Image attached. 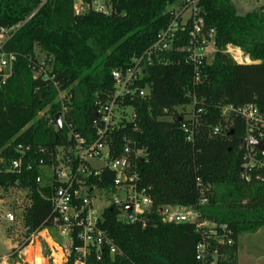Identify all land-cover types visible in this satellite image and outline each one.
Listing matches in <instances>:
<instances>
[{
    "label": "trees",
    "instance_id": "trees-1",
    "mask_svg": "<svg viewBox=\"0 0 264 264\" xmlns=\"http://www.w3.org/2000/svg\"><path fill=\"white\" fill-rule=\"evenodd\" d=\"M183 1L118 0L105 16L91 11L75 15L73 0H0V29L14 28L2 51L15 57L0 89V149L5 160L22 157L31 165L20 173L0 172V189L26 190L30 205L23 225L30 231L49 226L48 199L55 184L45 171L58 149L72 143L70 130L88 142L94 139L98 104L114 92L111 73L147 52ZM231 1H198L205 27L214 31L215 48L211 62L199 68L201 83L194 84V68L181 51L189 43L188 26L169 49L153 56L137 83L146 95L121 99L136 118L121 124L113 144L119 150L127 137L142 152L135 161L139 186L147 190L153 209L142 227L120 223L117 211L107 208L101 228L119 254L104 250L97 261L92 251L84 264H199L194 227L161 222L157 208L162 206L197 208L203 218L228 226L234 244L224 248L218 264H237L238 237L264 226V183L240 178L244 123L235 116L226 122L221 114L222 106L246 104L264 113L263 9L239 15ZM227 45L239 48L252 63H234L224 53ZM62 103L66 112L59 131L55 115ZM187 107L193 120L184 119ZM183 125L192 131L193 142L186 140ZM214 128L217 135L211 133ZM18 146L28 148L25 155ZM112 178L87 183L107 189ZM75 259L69 251L65 264Z\"/></svg>",
    "mask_w": 264,
    "mask_h": 264
},
{
    "label": "built area",
    "instance_id": "built-area-1",
    "mask_svg": "<svg viewBox=\"0 0 264 264\" xmlns=\"http://www.w3.org/2000/svg\"><path fill=\"white\" fill-rule=\"evenodd\" d=\"M116 1L118 0H73V12L75 15H83L91 11L107 16L113 12ZM198 1L184 0L182 7L170 12L173 16L172 21L158 34L155 44L141 57L132 59L128 68L114 70L111 73L114 92L110 100L98 104L96 120L92 125L95 131L94 139L88 142L70 130L69 138L72 143L64 149H58L50 167L45 171V174L51 177L50 184H55L48 199L52 210L49 226L30 231L23 225L26 208L30 205L27 194L24 196L25 205L19 214L14 210L5 211L0 208V223L15 224L20 221L23 226L22 238L17 235L13 237L16 247L9 257L17 255L21 259L26 258L29 248L36 242H44L47 245L48 255L43 260L48 264H65L69 251L76 256L74 264H84L92 251L97 261L101 259L104 250L111 255L119 254L118 248L101 228L102 214L110 207L117 211L116 217L120 223L145 226L144 217L153 209V201L147 190L139 186L140 179L135 161L142 152L133 149L134 144L127 137H123L121 149L117 150L113 144V134L119 131L121 124L133 122L136 118L134 113L129 119L126 118L123 109L127 107L122 105L121 99L143 98L146 95V90L138 89L137 83L144 76L145 70L153 64V56L169 49L172 40L184 33L188 26H190L189 43L181 51L188 55L189 62L194 68V84L201 83L199 68L203 62H207V57L210 55L213 57L215 48L214 31L208 28V31L203 33L207 27L200 17ZM262 9L264 16V6ZM13 30L14 28L0 29V89L9 78L11 63L15 59L12 54L6 55L2 51L4 43L10 38ZM210 44L212 46L209 48ZM224 53L229 55L234 63L243 65L245 55L239 48L227 45ZM247 63L249 62L246 60L245 64ZM65 112L66 106L62 103L59 113L62 124ZM221 114L226 122L229 120L231 122L230 118L234 116L239 117L245 126V135L241 143L242 146L244 142L241 147L243 154L240 178L246 183L253 180L264 183V157L248 142L250 138L264 142L262 140L264 113L254 105L246 104L238 107L222 106ZM184 119L193 120L194 116L191 112H187ZM182 127L187 135L186 140L193 142L192 131L185 125ZM211 133L217 135L219 129L214 128ZM27 150L28 148L17 147V151L23 155ZM3 151L4 149H0V172L20 173L24 168L30 169V163L23 162L22 157L5 160L2 156ZM42 165L43 162L40 161V168H43ZM110 174L113 177L110 188L89 186L87 183L93 178L106 179V175ZM42 182V177L36 178V184L40 185ZM16 189L26 192L25 189L15 186L6 192L0 189V206L4 202L3 196ZM95 192L101 193L102 196L107 195L110 199H107V203H102L103 197L95 195ZM122 192L125 193L124 199L120 196ZM204 204L205 201L202 200L199 205ZM157 212L161 222L165 224L184 223L194 227L199 237L194 256L199 264H218L225 258L224 248L234 244L233 233L227 225L203 218L197 208L167 205L157 208ZM53 231L59 237L54 235ZM45 235L48 236L50 244L45 240ZM58 238H61L63 243ZM76 241L79 242V246L74 245Z\"/></svg>",
    "mask_w": 264,
    "mask_h": 264
},
{
    "label": "rangeland",
    "instance_id": "rangeland-1",
    "mask_svg": "<svg viewBox=\"0 0 264 264\" xmlns=\"http://www.w3.org/2000/svg\"><path fill=\"white\" fill-rule=\"evenodd\" d=\"M231 2L239 15H243L257 8H263L264 6V0H232ZM170 8L171 7H168L167 9L169 10ZM211 46L212 44H210L209 48ZM211 58V55L207 57V62H211ZM246 60L249 63H252L248 56L245 55L243 57V65L248 64H245ZM254 63L256 64L258 62ZM62 96L63 94H61L60 97ZM185 112H191V108L187 107ZM123 113L126 115V118L129 119L132 115V109L125 108L123 109ZM26 194L25 191L16 189L11 193L4 195V202L0 206L1 210L6 211L10 209L14 210L16 214H19V211L22 210L25 205L24 196H26ZM95 195L103 197L104 200H102V203H107V199H110L109 196H102L99 192H95ZM52 233L59 237L55 231ZM16 235L19 238H22L23 235V226L20 221L15 224H8L6 222L0 223V257L8 253L9 239ZM58 240L63 243L61 238H58ZM237 264H264V226L253 234H242L238 237Z\"/></svg>",
    "mask_w": 264,
    "mask_h": 264
},
{
    "label": "crops",
    "instance_id": "crops-1",
    "mask_svg": "<svg viewBox=\"0 0 264 264\" xmlns=\"http://www.w3.org/2000/svg\"><path fill=\"white\" fill-rule=\"evenodd\" d=\"M45 240L50 244L48 236L45 235ZM15 243L13 238L9 239L8 248L9 251L2 257H0V264H48L44 261L45 257L48 255L47 245L43 243H34V245L29 248L26 258H19L17 255L9 257V254L13 253L15 250ZM30 256L32 259H30Z\"/></svg>",
    "mask_w": 264,
    "mask_h": 264
},
{
    "label": "water",
    "instance_id": "water-1",
    "mask_svg": "<svg viewBox=\"0 0 264 264\" xmlns=\"http://www.w3.org/2000/svg\"><path fill=\"white\" fill-rule=\"evenodd\" d=\"M207 31H208V28H205L203 30V33L207 32ZM55 122H56V126H57L58 130L62 131V122H61V118H60L59 114L55 115ZM248 142L254 149H256L261 154L262 157H264V142L258 141V140L254 139V138H250L248 140ZM243 145H244V142H243ZM120 196H121L122 199H124L125 193L122 192L120 194ZM127 209L130 210V208H127ZM80 261H82V260L80 259Z\"/></svg>",
    "mask_w": 264,
    "mask_h": 264
},
{
    "label": "bare ground",
    "instance_id": "bare-ground-1",
    "mask_svg": "<svg viewBox=\"0 0 264 264\" xmlns=\"http://www.w3.org/2000/svg\"><path fill=\"white\" fill-rule=\"evenodd\" d=\"M248 64H250V63H248Z\"/></svg>",
    "mask_w": 264,
    "mask_h": 264
}]
</instances>
